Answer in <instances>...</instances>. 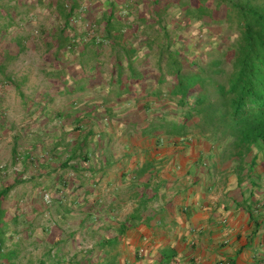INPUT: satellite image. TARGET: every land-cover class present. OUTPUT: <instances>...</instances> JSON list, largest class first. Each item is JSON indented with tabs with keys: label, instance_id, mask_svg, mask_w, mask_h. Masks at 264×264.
<instances>
[{
	"label": "trees",
	"instance_id": "16d2710c",
	"mask_svg": "<svg viewBox=\"0 0 264 264\" xmlns=\"http://www.w3.org/2000/svg\"><path fill=\"white\" fill-rule=\"evenodd\" d=\"M105 6L106 12L98 16L91 9L83 10V0H59L51 7L60 27L41 30L43 74L49 85L43 99L34 102L41 111L33 122L45 118L64 123L63 133L58 129L52 131L55 141L49 147L50 156L58 161L62 151L63 155L68 153L62 164L64 169L78 159L88 164L89 141L101 137L94 127L114 129L111 123L104 125L105 120H110L130 125L142 138L163 134L176 137V144L189 140L193 130L192 136H201L225 149L224 156L229 154L227 161L240 171L248 170L247 178L256 169L264 168V0H108ZM16 12V6L0 5V39L6 41L11 37ZM76 19L84 24L89 22L86 32H78L73 23ZM174 23L176 28L171 29ZM196 25L207 26L215 34L226 29L236 34L230 45L216 44L221 58L230 57L229 69L226 61L218 58L212 59L208 68L202 67L193 55L195 45L184 50L186 42L172 34V30L194 29ZM26 49L20 42L19 51H13L8 44L0 52V75L15 86L25 107L30 99L22 91V83L17 84L7 70ZM108 49L113 64L106 86L117 101L112 107L93 97L83 102V95L90 89L106 90L97 72L104 65L103 56ZM141 52L147 53L140 55ZM145 55L155 56L154 80L148 81L152 77L141 70ZM185 62L196 69L186 70ZM170 79L173 82L168 86ZM3 92L4 86L0 85V100ZM56 96L64 104L53 110L50 106L58 99ZM130 106L138 110L136 116L125 115ZM27 112L32 113L30 109ZM103 115L107 119H101ZM75 139L81 141L73 143ZM39 149L41 146H36L31 157L39 154ZM48 161V156L36 159L39 165ZM152 168L151 164L144 165L135 173L136 179ZM145 178L149 181H144L148 189L151 178ZM263 179L264 175L253 182V187L261 188L259 182ZM22 183L17 177L14 183L0 189V219L2 201ZM1 259L9 263L7 257L0 255Z\"/></svg>",
	"mask_w": 264,
	"mask_h": 264
},
{
	"label": "crops",
	"instance_id": "0c3cea01",
	"mask_svg": "<svg viewBox=\"0 0 264 264\" xmlns=\"http://www.w3.org/2000/svg\"><path fill=\"white\" fill-rule=\"evenodd\" d=\"M5 135L0 189L17 177L24 183L1 204L0 255L9 263L0 264H264V179L252 185L264 168L247 178L219 145L200 138L141 157L125 146L107 159L100 148L109 151L112 137H92L91 161L64 169L68 153L57 161L42 147L31 157L34 141L21 155L20 136ZM148 138L141 141L160 139ZM36 155L48 163L37 164ZM147 164L153 168L136 179ZM44 176L51 204L35 198Z\"/></svg>",
	"mask_w": 264,
	"mask_h": 264
},
{
	"label": "rangeland",
	"instance_id": "374dc122",
	"mask_svg": "<svg viewBox=\"0 0 264 264\" xmlns=\"http://www.w3.org/2000/svg\"><path fill=\"white\" fill-rule=\"evenodd\" d=\"M58 2L59 0H0V5L16 6L18 11L15 14L14 20L16 27L10 31L11 37H9V39L6 41H4L2 38L0 39V52L3 53L8 44L15 52L19 51L20 42L27 46L26 51L19 55V57L8 67L7 70V74L11 75L17 84L22 83V91L24 92L25 96L30 99V103L27 107L23 105V99H21L15 86L7 83V81L0 75V85H3L5 89V92L1 93L2 95L0 100V125L4 123L5 126L4 128L0 126V134H6L5 137H11V140L14 135L20 136L21 141L18 151L21 155H23V152L28 151L29 148L32 147V144L35 143L34 141H36V146L39 145L41 148L46 147V151H48L47 148L52 146V142L54 140V138L51 136L53 135V129H58L60 133H63V130L61 129V126L64 124L61 123L63 121L55 120L53 122H49L45 118H42L41 122H33L38 117L39 111H41L40 108L37 109V107L34 106V102L43 99V96L45 95L44 92L47 90L49 85L46 81L45 75L43 74L45 53L43 51L44 40L42 38L41 30L46 29L49 31L60 27L61 22L57 18L54 9L51 7L52 3L56 5ZM106 2H108V0H83V10L85 11L87 9H91L95 14L101 16L102 13L106 12ZM11 12H13V10H11ZM132 20H134V18L130 19L129 22ZM73 23L78 32L81 34L88 30L89 22L84 24L82 23L81 19H76V21ZM175 25L176 23L173 24L171 29L176 28ZM172 34L179 35L181 39H183V42H186L184 50H186V48L191 44L195 45L196 48L193 55L196 54V59L200 62L202 67L208 68V65L212 59L215 60V58L226 61L228 69L231 67L230 57L221 58L222 55L218 53L216 44L217 42H220L223 44V46L230 45L229 42L233 41L236 36V34H234L232 31L226 29L222 31L221 34H215L212 32V30L208 29L207 26L202 27V25H196L194 29L172 30ZM172 41H175V39L173 38ZM177 46L179 47L182 45ZM146 53L147 52H141L140 55ZM193 55L189 56L192 57ZM103 57H105L104 65L103 67H99L97 73L100 74L106 90L97 91L90 89L89 93L83 95V98L85 99L82 100L85 102L88 101L87 99L90 97H93L101 102L104 101V105L111 106L113 102L116 103L115 101H117L115 95L111 94L106 86L107 78L108 75L111 74L113 64V60H111V50L108 49ZM155 66L156 59L154 55H149L148 57L145 55L142 58L140 65L142 72H146V76L152 77L149 78L148 81L154 80L152 73H156ZM185 67L186 70L189 71L196 69V67H190L186 62ZM101 71L102 73H100ZM215 77L220 80L223 79L221 76ZM172 82L173 80L170 79V81L166 82V84L170 86L172 85ZM141 92L142 91L138 90L139 95L142 94ZM57 98L58 99L54 102L55 104L53 103L50 106L53 110L54 108H59L64 104L60 97ZM139 104L142 105V103ZM123 107L125 106L123 105ZM27 109H30L32 113L27 114ZM138 109L141 110V108ZM125 112L126 116L127 114L130 116H136V112H138V110L130 106ZM100 118L107 119V117L104 115ZM110 123L113 125V131L109 130L106 126H103L102 129V126L97 127L98 125L94 127L96 133L101 135V137H99L100 139H104L106 136H111L113 139V141L108 144L109 151H107L105 147L100 148L101 151H104V158H111L110 154L124 150L125 146L128 147L129 151L131 150L134 154H138L139 157H141L142 154L144 155L145 153L148 154L152 152L155 148H158L157 150L164 149L168 151L176 150L177 148L175 143L176 137H168L167 135L163 134L162 136H159L160 139L156 143L154 141H149V144H146L147 142H142L141 140L144 139L141 136H138L137 132L134 130V128L132 129L130 125H120L116 121L111 122L110 120H105L104 125L109 126ZM84 129L85 128H83V130ZM60 133H57L56 135L59 136ZM194 134L195 132L192 130L191 135H188L189 140H185V143H180L183 144L184 147H187L190 139L197 140L202 138L201 136H192ZM77 135L80 137V134ZM83 136H85V134ZM147 139L149 140L152 138ZM202 139L205 141L204 138ZM143 144H146V148ZM213 148L215 147L213 146ZM217 150L223 152L225 149L217 148ZM43 174L45 175V173ZM45 177L46 176L42 177L41 181H38L42 185L41 187L38 186L35 192V198H38L42 201H44L45 196L48 195L46 190H44V183H46Z\"/></svg>",
	"mask_w": 264,
	"mask_h": 264
},
{
	"label": "built area",
	"instance_id": "2783aa9c",
	"mask_svg": "<svg viewBox=\"0 0 264 264\" xmlns=\"http://www.w3.org/2000/svg\"><path fill=\"white\" fill-rule=\"evenodd\" d=\"M45 200H46V202H47L48 204H51V203H52V199H51V197H50L49 195H46V196H45Z\"/></svg>",
	"mask_w": 264,
	"mask_h": 264
}]
</instances>
